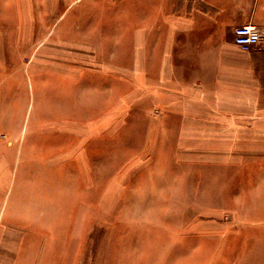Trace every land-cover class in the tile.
I'll use <instances>...</instances> for the list:
<instances>
[{"label": "rangeland", "instance_id": "1", "mask_svg": "<svg viewBox=\"0 0 264 264\" xmlns=\"http://www.w3.org/2000/svg\"><path fill=\"white\" fill-rule=\"evenodd\" d=\"M74 33L28 32L16 54L18 69L1 72L0 264H264L258 254L264 202L257 205L264 150L256 165L213 164L203 149L171 152L153 115L168 116L169 108L151 110L148 101L144 107L137 96L145 86L136 82L146 76L147 88L170 91L173 63L159 69L134 62L130 33L124 43L119 32L113 38L112 65L119 58L125 65L106 70L114 76L113 98L91 109L79 98L88 71L62 61L79 58L62 44ZM122 48L127 52L118 54ZM147 49L157 56L159 45ZM74 72H80L76 82ZM156 72L166 75L159 80ZM122 92L133 96L123 101ZM59 102L67 105L65 125L56 124L63 119L55 114ZM89 109L92 132H75L73 114L82 119ZM245 197L253 202L241 203ZM14 203L30 212L10 227Z\"/></svg>", "mask_w": 264, "mask_h": 264}, {"label": "crops", "instance_id": "2", "mask_svg": "<svg viewBox=\"0 0 264 264\" xmlns=\"http://www.w3.org/2000/svg\"><path fill=\"white\" fill-rule=\"evenodd\" d=\"M249 23L264 29V0H0V77L3 69H18L16 54L23 44L27 45L28 32L33 37L34 32H75L62 44L79 58L62 61L88 71L80 78L79 98L95 109L99 100L113 98L108 90L114 94V76L106 70L125 66L120 58L119 66L112 65L116 32L123 43L129 33L133 34L126 42L129 39L137 53L134 62L150 61L159 69L170 68L167 63H173L170 91L164 87L159 90L158 86L147 88L150 82L146 76L136 82L145 86L137 96L144 105L148 101L154 102L147 105L151 110L152 105L169 108L168 116L156 111L153 115L154 120L159 119V138L164 136L162 140L169 142L171 152L173 148L189 152L203 149L207 162L213 164L256 165L259 149L264 150V45L244 51L233 42L234 28ZM156 33L158 39L149 45ZM153 45H159L157 56L148 52L147 47ZM103 51L105 57L101 58L98 53ZM124 52L127 50L122 48L118 54ZM79 75L74 72L75 82ZM165 75L156 72L154 76L162 80ZM65 76L59 77V83L65 81ZM118 79L123 83L122 78ZM125 79L132 84L130 78ZM121 95L123 101L133 96L124 92ZM66 108L59 102L55 114L63 119L58 117L56 124H66ZM91 109L83 113L82 119L79 113L73 114L79 121H75V132H92L96 121L95 115L88 114ZM146 113L152 116L150 110ZM16 127L15 119L9 130L12 142ZM8 147L15 148L14 144ZM246 202H253V198L245 197L241 203ZM263 202L264 194L259 192L257 205ZM29 212L17 203L11 204L7 225L16 227L17 215ZM2 216L0 209V228ZM260 242L258 254L264 260L261 237Z\"/></svg>", "mask_w": 264, "mask_h": 264}, {"label": "built area", "instance_id": "3", "mask_svg": "<svg viewBox=\"0 0 264 264\" xmlns=\"http://www.w3.org/2000/svg\"><path fill=\"white\" fill-rule=\"evenodd\" d=\"M233 42L242 50L264 45V29L254 24H241L234 28Z\"/></svg>", "mask_w": 264, "mask_h": 264}]
</instances>
